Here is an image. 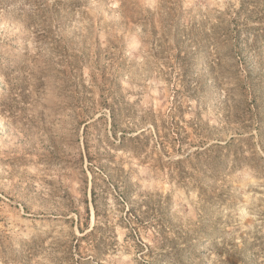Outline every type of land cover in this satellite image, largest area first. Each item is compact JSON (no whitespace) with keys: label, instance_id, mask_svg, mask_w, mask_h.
<instances>
[{"label":"rangeland","instance_id":"rangeland-1","mask_svg":"<svg viewBox=\"0 0 264 264\" xmlns=\"http://www.w3.org/2000/svg\"><path fill=\"white\" fill-rule=\"evenodd\" d=\"M78 263L264 264V0H0V264Z\"/></svg>","mask_w":264,"mask_h":264},{"label":"trees","instance_id":"trees-1","mask_svg":"<svg viewBox=\"0 0 264 264\" xmlns=\"http://www.w3.org/2000/svg\"><path fill=\"white\" fill-rule=\"evenodd\" d=\"M255 105H257V104H255V102H253V100L252 101L250 100V101H245L244 102V107H245L246 111H248V112H250L251 110H253V108H254ZM112 126L115 128V124H114V121L113 120H112ZM157 130L158 129H157V126H156V133H158ZM141 135L142 134L136 135L134 137V140H121V143L122 144H125V142H128L129 144L137 143V142L140 141V140H137V139ZM155 138H156V140H154V142L157 145L156 148L160 149L161 151H163V152H165L167 154L169 153V152L166 151V147L167 146L172 151V153H177V154H181L184 151L183 150V147L188 146L186 144L185 140H182V139H179L178 140V134L177 133H174L173 135H171V139H172L171 141H172L173 144L170 143L168 140H164L165 136H159V134H156ZM220 147H222V146H220ZM224 147L225 148H228L227 145L224 146ZM132 149H133V151L139 152V150L142 149V146L133 147ZM210 150L211 149L208 146V147L204 148L201 151H196V152H192V153H189V154H184L185 157L182 158V159H177L174 162H169L168 161L167 164L170 165L171 167H175V166L180 165V164H186V163H189L190 162V158L192 156H196V155H199V154H205L207 152H210ZM154 162H156L155 164H158L159 163V159L157 161H154ZM176 171L177 172H175L174 175L177 177V179H182V181H183L185 179V176H183V174H182L183 172H181L180 171V168H178V167L176 168ZM91 174H92V180H91V184L92 185H91V189H90V196H91L92 208L94 210L95 223H94V226L92 227V229L87 234H85L84 236L81 237V239H80L81 241L84 240V239H86V238H88L89 236H92L94 234V232H97V230L101 229V224H99V221H98L99 214H98V210H97V207H96V196L97 195H96V192H95V182L97 181V179L94 177L95 174L98 175V176H100L101 175V171L99 172V170H98L97 172H91ZM78 218H79V223H80L81 216H79V214H78ZM78 242H79V239L75 243V248H77L79 246V243ZM98 256H99V254H95L93 256V259H97Z\"/></svg>","mask_w":264,"mask_h":264}]
</instances>
